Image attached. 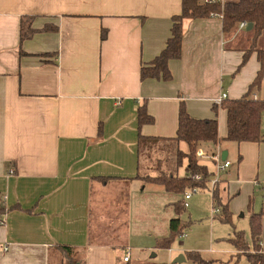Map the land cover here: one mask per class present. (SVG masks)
Wrapping results in <instances>:
<instances>
[{"label":"crops","instance_id":"0c3cea01","mask_svg":"<svg viewBox=\"0 0 264 264\" xmlns=\"http://www.w3.org/2000/svg\"><path fill=\"white\" fill-rule=\"evenodd\" d=\"M180 13L181 0H0V264H60V247L73 248L80 264L189 258L187 242L156 248L183 196L144 179L162 172H141L139 136L160 138L156 150L175 165L160 159L157 167L178 176L186 159L178 162L175 151L188 148L168 140L179 102L190 117L213 119L222 94L241 98L259 70L256 53L241 66L243 55L253 44L264 50V30L253 41L246 28L223 35L218 17L184 19L180 58L168 63L171 80H141V66L163 50ZM28 18L35 32L21 42ZM251 95L264 102V76ZM142 105L153 123L138 129ZM216 118L224 138L225 111ZM216 149L227 151L230 168L237 164L235 180H228L230 168L220 180L227 179L231 214L245 218L246 188L264 190V142ZM253 213L261 215L264 249V210Z\"/></svg>","mask_w":264,"mask_h":264},{"label":"trees","instance_id":"16d2710c","mask_svg":"<svg viewBox=\"0 0 264 264\" xmlns=\"http://www.w3.org/2000/svg\"><path fill=\"white\" fill-rule=\"evenodd\" d=\"M218 17L221 20L222 33L230 36L239 28V24H252L253 41L264 30V0H232L223 2V0H181V13L171 19L170 36L167 39L163 50L149 64L141 66L140 79H156L164 82L171 80V73L168 63L171 60H177L181 55L182 42V21L184 19H207ZM34 29L31 28L30 19L21 20L20 40L29 39ZM105 38V32L102 31L101 39ZM251 53H256L259 63V70L255 78L249 85L247 92L239 99L224 100L220 107L214 105L212 111L213 119H194L188 115L183 100L179 102L178 123L174 138L168 141L178 144L184 142L188 151L182 154L175 151L177 161L186 159V177H178L174 172L160 173L155 177L147 176L144 179L147 182L158 184L164 187L165 191L179 197L183 196L188 190L197 188L206 190L213 170L206 164L199 163L196 158V151L203 145L218 146L221 143L232 142L240 144L242 142L262 143L264 142V133L261 131V117L264 113V102L253 99L252 91L259 88L264 76V50L258 49L253 44L246 50L242 64L248 59ZM219 108L226 113V136L220 138L218 134L217 114ZM138 129L145 124H152L153 118L147 113L145 105L137 109ZM101 131V130H100ZM160 138H145L139 136L138 149L146 146L150 150L152 146L156 147ZM174 145V144H172ZM239 157V161H240ZM199 176L200 179L194 180L193 177ZM225 185L219 188L220 185ZM227 180H220L211 190L212 206L218 209L215 214L221 223L231 224V213L229 211L230 197L226 195ZM220 191L222 195L220 194ZM224 196V197H223ZM185 207L181 200L174 205V211L177 217L169 223V235L167 238L156 240V248L169 249L173 242L185 235L192 226V222L184 220L182 215ZM249 212V231L251 236V246L245 241L244 233L236 231L233 228V234L228 241L236 250L234 258L238 260L244 257L248 264H264V249L260 246L261 239V215L255 214L248 205ZM4 214V209L0 207V219ZM63 253V259L60 264H80L73 258V248L60 247ZM188 257L196 264H203L204 261L196 253L188 254Z\"/></svg>","mask_w":264,"mask_h":264},{"label":"rangeland","instance_id":"374dc122","mask_svg":"<svg viewBox=\"0 0 264 264\" xmlns=\"http://www.w3.org/2000/svg\"><path fill=\"white\" fill-rule=\"evenodd\" d=\"M261 131L264 133V113L261 117ZM158 147V146H156ZM156 147L152 146L151 149H146L144 146L141 149V172L145 175H149L151 172L160 171L163 173H169L167 169H161L157 167V161L162 160L163 162H167L168 168L173 169L175 162L174 160L168 159L165 155L158 153ZM162 147V146H160ZM217 146H208V150L211 152L216 149ZM164 148V147H163ZM208 151V152H209ZM222 152V151H221ZM231 157V154H230ZM227 159V158H226ZM199 163H205L210 169H212V165L210 162L206 160H197ZM232 163V162H231ZM236 163H233V166L229 169V177L228 180H235V170ZM163 167V164L162 166ZM166 167V166H165ZM158 169V170H157ZM151 171V172H150ZM175 173V172H174ZM185 174V161L182 166L178 169V176L183 178ZM151 176V175H150ZM226 179V178H225ZM227 180V179H226ZM220 181V180H219ZM225 185H220L219 188H223ZM249 193V201H246L245 204V213L247 214L245 218H237V215L231 214V224H225L219 222L213 214V206H212V195L211 188L208 185L206 190H197L191 193V200H188V208L184 212L185 215H182V218L185 220H189L192 222V227L189 232H187L184 236L177 238L170 248L177 245L179 242H187L189 250H186V253H196L200 256V258L207 262V264H233L236 263L237 260L234 258L235 249L228 241L232 236L233 228L236 231H241L244 233L245 241L251 246V236L249 231V210L248 205L250 203L251 210L256 212H260L264 210V190L253 189L252 186L246 188ZM227 191V185H226ZM225 191V192H226ZM220 194L222 195L221 191ZM227 196V193L226 195ZM224 197V196H223ZM236 205H239L237 202ZM247 205V208H246ZM230 209V208H229ZM185 210V209H184ZM230 213L232 212L229 210ZM187 236L189 239L186 240ZM184 252V251H183ZM245 259L241 257V260L237 264H245ZM180 264H196L193 260L188 258L184 262Z\"/></svg>","mask_w":264,"mask_h":264},{"label":"built area","instance_id":"2783aa9c","mask_svg":"<svg viewBox=\"0 0 264 264\" xmlns=\"http://www.w3.org/2000/svg\"><path fill=\"white\" fill-rule=\"evenodd\" d=\"M247 27L246 23H241L239 24L240 29H245ZM227 96L225 94H222L216 101L215 105L220 106L221 103L226 100ZM253 99H257L255 95H252ZM196 158L198 160H206L211 163L212 169H213V174L210 177V180L208 182V185L210 186L211 190L212 188L219 182L220 176L226 172L230 166L231 162L228 159H225L224 161L221 159V150H216L214 152H205L202 149H198L196 151ZM194 180H199V176L193 177ZM199 189L193 188L192 190H188L184 195H183V206L187 207V202L191 198V193L197 191ZM213 208V214L218 213V209L216 207ZM129 259V255L126 254L125 257L123 258L124 262H127Z\"/></svg>","mask_w":264,"mask_h":264},{"label":"water","instance_id":"95a60500","mask_svg":"<svg viewBox=\"0 0 264 264\" xmlns=\"http://www.w3.org/2000/svg\"><path fill=\"white\" fill-rule=\"evenodd\" d=\"M252 24H247L246 30L251 31L252 29ZM227 158V151H222L221 152V159L224 161Z\"/></svg>","mask_w":264,"mask_h":264}]
</instances>
